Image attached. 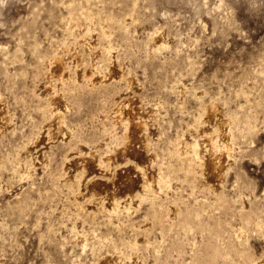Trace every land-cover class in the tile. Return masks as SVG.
<instances>
[{"label":"rangeland","instance_id":"374dc122","mask_svg":"<svg viewBox=\"0 0 264 264\" xmlns=\"http://www.w3.org/2000/svg\"><path fill=\"white\" fill-rule=\"evenodd\" d=\"M202 108L233 143L218 189ZM99 180L115 207L78 197ZM0 264H264V0H0Z\"/></svg>","mask_w":264,"mask_h":264},{"label":"bare ground","instance_id":"6f19581e","mask_svg":"<svg viewBox=\"0 0 264 264\" xmlns=\"http://www.w3.org/2000/svg\"><path fill=\"white\" fill-rule=\"evenodd\" d=\"M73 16H76V15H73ZM81 18V17H80ZM73 20H74V18H73ZM117 21V20H116ZM120 21V20H119ZM123 23V22H122ZM126 24V23H125ZM119 25V24H118ZM120 26V25H119ZM125 27V26H124ZM121 28V27H120ZM128 28V27H127ZM122 29H123V26H122ZM123 30H125V29H123ZM128 30V29H127ZM126 32V31H125ZM157 44V43H156ZM162 46V45H161ZM160 47V46H159ZM55 57H57V56H55ZM59 57V56H58ZM62 59V58H61ZM43 60V59H42ZM113 60V59H112ZM60 62L61 61H59L58 59L57 60H55V65H56V67H59L60 66ZM113 62H114V60H113ZM90 63V62H89ZM88 63V64H89ZM88 64H86V65H88ZM112 67H116V66H118V64L116 63V61L111 65ZM61 67V66H60ZM99 68V67H98ZM97 68V69H98ZM85 69H87V67H85ZM91 69V68H90ZM99 72V71H98ZM106 72V71H105ZM104 72V73H105ZM90 73V72H89ZM88 72L86 73L85 72V75H87V76H90V74H89ZM83 74H84V72H83ZM108 74V73H107ZM95 75V74H94ZM84 76V75H83ZM90 77H92V76H90ZM103 77V76H102ZM74 78H77V77H75L74 76ZM87 78V77H86ZM94 78V77H93ZM104 78V77H103ZM96 80V79H95ZM70 81H71V79H70ZM92 81H93V79H92ZM97 81V80H96ZM96 81H94V82H96ZM106 81V80H105ZM107 81H108V79H107ZM102 82V81H101ZM103 82H104V79H103ZM111 83V81H108V83ZM68 83V82H67ZM73 83H74V80H73ZM75 83H76V81H75ZM98 83V82H97ZM107 83V82H106ZM107 83V84H108ZM131 83V82H130ZM77 84V83H76ZM106 84V85H107ZM98 85H101V84H98ZM97 85V86H98ZM66 86V85H65ZM72 85H70V87H71ZM96 86V85H95ZM102 86H104V84H102ZM130 86V85H129ZM128 86V87H129ZM133 86V85H132ZM131 86V87H132ZM79 88H80V86H78ZM99 87V86H98ZM65 89V88H64ZM76 89H77V87H76ZM188 91V90H187ZM41 93V92H40ZM47 93V92H46ZM188 94V93H187ZM43 95V94H42ZM58 95V94H57ZM60 95H61V93H60ZM59 95V96H60ZM63 95H64V93H63ZM51 96V95H50ZM53 97H54V95H52ZM51 96V97H52ZM55 96H56V94H55ZM48 97V96H47ZM52 97V98H53ZM59 98V97H58ZM136 98H138V97H136ZM60 99H62L61 97H60ZM133 99V100H132ZM59 100V99H58ZM66 100V99H65ZM64 99L63 100H60V101H62V102H60L59 104H61L60 106H62L63 107V109L64 108H68V103H67V101H65ZM131 100V102L130 103H128L127 105H123L124 103V101L122 102V103H118V104H116V106L114 107V114L116 115V119L117 120H124L123 119V116H124V110L126 109V107H130L132 104L134 105V110H136V111H140L139 110V107L137 106V103L139 102L138 100H136L135 98H131L130 99ZM51 101V100H50ZM120 101V100H119ZM138 101V102H137ZM121 102V101H120ZM53 103V102H52ZM209 105V104H208ZM207 105V106H208ZM218 107V106H217ZM219 108V107H218ZM48 109V108H47ZM203 109V108H202ZM210 109V108H209ZM46 110V109H45ZM203 111V115L206 117V120H208L209 122H211L212 123V125L213 124H215V129L214 130H211V133H209V134H206L207 136V141H208V149L204 152V155H200V152H199V150H198V148H197V146L196 145H198V144H196V143H193V144H195L194 145V147H193V149H195V150H193L194 152H195V154H196V156L200 159V162H201V164L200 165H202L203 167H204V170L206 171V170H209L210 172H211V175L214 177V178H216L217 179V184L215 185V188L216 189H218L219 188V181L222 179V176H223V173H222V171H223V169L228 165V163H229V158H228V156H229V152H230V150L233 148V143H232V140H231V137H230V135H229V133H228V124L226 123V121L225 120H223V118L222 119H219L217 116H216V113H214V112H212L211 110H208V109H203L202 110ZM201 111V112H202ZM217 112V111H216ZM2 113V112H1ZM140 113V112H139ZM49 114V113H48ZM218 114V113H217ZM220 114V113H219ZM218 114V115H219ZM145 115V114H144ZM221 115V114H220ZM219 115V116H220ZM49 116H50V114H49ZM198 116H199V114H198ZM49 118V117H48ZM48 118H46L47 120H48ZM130 118V117H129ZM225 118V117H224ZM115 119V118H114ZM196 121H198V120H196ZM124 122V121H123ZM229 122H230V120H229ZM228 122V123H229ZM45 125H47V126H51V125H53L54 123L52 122V121H46V123H44ZM202 124V123H201ZM207 125V124H206ZM201 126V125H200ZM208 126V125H207ZM45 127V126H44ZM202 127V126H201ZM137 128L138 127H136L135 126V124L134 123H132L131 121L128 123V128L127 129H129V134L136 140L137 138H136V136H137ZM200 128V127H199ZM202 128H204V127H202ZM207 128V127H206ZM139 129V128H138ZM202 132H205L203 129L201 130ZM213 131V132H212ZM58 135V134H57ZM126 135H128V134H126ZM46 136V135H45ZM56 136V135H55ZM76 136V135H75ZM75 136H74V138H75ZM43 137V136H42ZM61 137V136H60ZM121 137V136H120ZM220 138L221 139V141H222V143H221V145H219V148H216V146H215V140H216V138ZM70 140V139H69ZM131 140H132V138H131ZM218 140V139H217ZM70 141H74V139L73 140H70ZM126 142V141H125ZM137 142V141H136ZM135 142V143H136ZM69 143H71V142H69ZM127 144V143H126ZM176 144H178V143H176ZM70 145H72V144H70ZM74 145V144H73ZM142 145V144H141ZM217 145V144H216ZM73 148V147H72ZM123 148V147H122ZM139 148V147H138ZM135 145H130V143H129V145H126L125 146V148L123 149L124 151H121V153L120 154H122L123 153V156H124V153H126V154H128V155H133V156H136V154H140V159H142L143 160V158H145V156H146V153L144 152V151H142V150H140V149H138ZM180 148V147H179ZM178 148V149H179ZM182 148H184L183 146H182ZM22 149V148H21ZM115 149V148H114ZM177 149V150H178ZM144 150V149H143ZM180 150V149H179ZM184 150V149H183ZM173 151V150H172ZM174 151H175V149H174ZM172 153V152H171ZM181 153V152H180ZM179 153V154H180ZM183 153V152H182ZM15 154V153H14ZM179 154L177 155V156H179ZM231 154V153H230ZM85 155V154H84ZM173 155H174V153H173ZM86 157V156H85ZM84 157V159H83V161L86 163V165H87V161L89 160V159H87V158H85ZM125 158V157H124ZM70 160V159H69ZM124 160V159H123ZM145 160V159H144ZM80 159L76 156L75 158H72L70 161H69V164L71 165V167L73 166V167H79V164H80ZM145 162V161H144ZM9 163V162H8ZM142 164V163H141ZM231 164V163H230ZM84 165V164H83ZM133 166V165H132ZM144 166H146V164L144 165ZM147 166H149V165H147ZM202 167V168H203ZM75 168V169H76ZM148 168L149 167H147V170H148ZM80 169V168H79ZM134 169V168H133ZM135 170V169H134ZM137 171H140V170H138L137 169ZM149 172V171H148ZM148 172L146 171L145 172V175L143 176V174H142V172L140 171V175H139V178H134V177H132V174H131V168H125L123 171H121V172H119V173H116V175L115 176H117V179H119V180H121L120 182H122L123 184V186L125 187V188H127V189H129V190H133V187L135 186V184H136V181H139V182H141V184H142V180L143 179H145L146 180V182L149 184V186H150V188H149V192H154V193H161L162 192V186H161V184L163 183L164 184V182H166L167 180H169L168 178H167V176H164V174H160V176L156 179V177H154L155 179H156V181H157V183H158V186L156 187V188H154V185H153V177H151V176H153V175H149L148 174ZM151 173V172H150ZM135 174H137V172L135 173ZM152 174V173H151ZM67 175V177L69 178V177H71L72 176V172H69L68 171V173L66 174ZM138 176V175H137ZM135 177H136V175H135ZM65 179H66V176H65ZM85 179V178H84ZM60 180V179H59ZM84 181V180H83ZM114 181V180H113ZM59 182V181H58ZM168 182V181H167ZM138 184V183H137ZM140 184V185H141ZM166 184V183H165ZM138 186V185H137ZM108 184H106L104 181L102 182V181H90V186H89V188L88 189H90V190H88V191H85V192H82V193H78L79 195H78V197L80 198V199H84L85 197H86V195H88L89 193H90V191H93L94 193H97V194H99L100 195V198H101V200H102V202H104L105 204H108V205H110V208H111V203H113L114 205H117L116 203H117V201H116V199L115 200H113L114 198H115V196H116V194H115V196L112 194L111 195V193L109 192V190H108ZM115 186H113V188H114ZM137 188V187H136ZM141 189L143 190V188H142V186H141ZM113 191H114V189H112ZM111 189H110V191H112ZM119 190V189H118ZM135 190H138V188L137 189H135ZM145 190V189H144ZM142 191V193H140V194H144L145 192L147 193V191ZM124 191V190H123ZM139 191V190H138ZM133 192H134V190H133ZM113 193H115V191L113 192ZM126 193V192H125ZM132 193V192H131ZM130 193V194H131ZM129 194V193H128ZM136 194V193H135ZM139 194V193H138ZM139 194V195H140ZM118 195V194H117ZM137 195V194H136ZM159 195V194H158ZM77 196V195H76ZM121 196V195H120ZM119 196V197H120ZM131 196V195H130ZM138 196V195H137ZM134 197V196H133ZM112 199V200H111ZM131 199H132V197H131ZM118 200V199H117ZM134 200V199H133ZM84 202V201H83ZM113 205V206H114ZM112 206V207H113ZM115 207V206H114Z\"/></svg>","mask_w":264,"mask_h":264}]
</instances>
